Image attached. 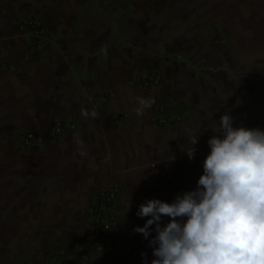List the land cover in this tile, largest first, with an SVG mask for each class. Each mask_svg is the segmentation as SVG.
<instances>
[{
  "label": "crops",
  "instance_id": "0c3cea01",
  "mask_svg": "<svg viewBox=\"0 0 264 264\" xmlns=\"http://www.w3.org/2000/svg\"><path fill=\"white\" fill-rule=\"evenodd\" d=\"M258 5L264 10V0H0V197L7 196L9 217L39 228L45 247L88 244L92 200L117 186L114 235L122 252L66 264H143L141 253L150 264L148 240L133 229L154 184L173 176L159 198L169 203L196 188L224 112L234 127L264 129V39L250 38L264 36V23L252 20ZM25 17L45 29L46 50L17 28ZM144 72L156 74L158 85H131ZM137 96L155 99L143 117L133 111ZM81 109L99 118L86 119ZM160 114L185 120L158 127ZM58 121L76 130L50 137ZM24 130L42 131L46 142L21 151ZM193 135L199 140L189 159L182 148Z\"/></svg>",
  "mask_w": 264,
  "mask_h": 264
},
{
  "label": "clouds",
  "instance_id": "9594fccd",
  "mask_svg": "<svg viewBox=\"0 0 264 264\" xmlns=\"http://www.w3.org/2000/svg\"><path fill=\"white\" fill-rule=\"evenodd\" d=\"M154 104L150 96H137L133 111L143 117ZM81 115L99 118L95 109H81ZM233 123L226 111L212 129L195 189L178 193L171 203L153 198L139 205L137 217L147 219L133 231L148 240L150 264H264V129ZM188 140L182 151L194 159L199 136ZM75 142L86 155L83 140ZM141 256L149 264L147 253Z\"/></svg>",
  "mask_w": 264,
  "mask_h": 264
},
{
  "label": "built area",
  "instance_id": "2783aa9c",
  "mask_svg": "<svg viewBox=\"0 0 264 264\" xmlns=\"http://www.w3.org/2000/svg\"><path fill=\"white\" fill-rule=\"evenodd\" d=\"M17 28L27 40H36L38 48L42 51L49 47V41L46 39V31L35 17H25L19 19ZM1 69L6 71H15V68L8 64H3ZM159 79L152 72L137 74L131 81V85L143 89H151L158 85ZM185 120L184 114L172 115H155L153 122L158 127H167L179 125ZM76 126L72 122H56L50 137L59 138L65 131H75ZM46 142V135L39 130H24L19 134L18 147L21 150H29L41 147ZM173 182V176L166 175L161 181L156 182L150 194L143 198L141 203L146 199H159L167 196L169 186ZM119 187L113 186L99 191L93 198L91 207L88 211V223L92 229L93 239L88 244H66L59 245L45 254L46 264H66L72 258L80 262H85L92 252L101 255H119L125 245L117 240L114 235L116 219L114 215V206L119 194ZM139 223L143 226L147 218H139ZM168 222V217L163 218ZM155 235V232L152 233ZM103 264H111L104 262Z\"/></svg>",
  "mask_w": 264,
  "mask_h": 264
},
{
  "label": "rangeland",
  "instance_id": "374dc122",
  "mask_svg": "<svg viewBox=\"0 0 264 264\" xmlns=\"http://www.w3.org/2000/svg\"><path fill=\"white\" fill-rule=\"evenodd\" d=\"M258 7L259 5L257 6L255 18L252 20L259 24H263L264 10L263 7H261L260 12V10L258 11ZM253 36L254 35L251 34L250 38L255 45L258 43L262 44V39H264L262 34L257 31L255 36ZM224 46L226 47L227 44L225 43ZM259 48L260 47L255 49L256 55L259 53ZM260 55L264 56V52L260 53ZM1 189L4 188L1 187ZM0 202V264H39V262H41V264H46L45 254L59 245L45 247L43 243H39L38 240L41 238L38 235L40 231L39 228L30 225V221L27 226L25 225L27 222L24 224L20 221L21 224H17L16 221H13V212H8V207L6 205V195L0 197ZM16 210L15 212L18 214L19 208L17 207ZM33 220H35V218L31 219V221Z\"/></svg>",
  "mask_w": 264,
  "mask_h": 264
}]
</instances>
